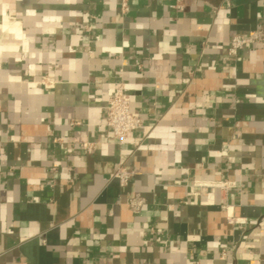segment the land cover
<instances>
[{"label":"crops","instance_id":"1","mask_svg":"<svg viewBox=\"0 0 264 264\" xmlns=\"http://www.w3.org/2000/svg\"><path fill=\"white\" fill-rule=\"evenodd\" d=\"M252 31L264 0H0V264H264Z\"/></svg>","mask_w":264,"mask_h":264},{"label":"built area","instance_id":"2","mask_svg":"<svg viewBox=\"0 0 264 264\" xmlns=\"http://www.w3.org/2000/svg\"><path fill=\"white\" fill-rule=\"evenodd\" d=\"M263 41L264 32L262 31H252L247 35H236L230 40L228 54L231 58H237L241 50L247 45ZM106 123L112 130L114 138L119 142L126 140L134 130L143 125V120L131 111V96L123 84L117 86L115 94L109 100ZM54 141L57 142L58 139ZM84 148L89 149V145L84 144ZM130 175L131 172L123 167L119 168L115 173V177L118 178L123 185L128 182ZM219 186L224 189L231 187L228 182H223ZM131 204L136 209L141 205V203L136 200H133ZM235 221L234 218L231 219L232 223H235ZM224 256H226V254H224ZM194 264L201 263L195 262Z\"/></svg>","mask_w":264,"mask_h":264},{"label":"trees","instance_id":"3","mask_svg":"<svg viewBox=\"0 0 264 264\" xmlns=\"http://www.w3.org/2000/svg\"><path fill=\"white\" fill-rule=\"evenodd\" d=\"M210 1H212V2H214V3H218V2H220L221 0H210Z\"/></svg>","mask_w":264,"mask_h":264}]
</instances>
